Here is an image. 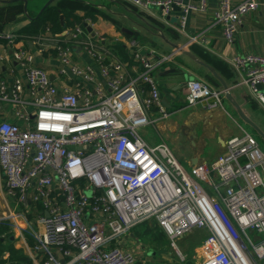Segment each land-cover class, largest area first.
Instances as JSON below:
<instances>
[{
	"label": "built area",
	"instance_id": "2783aa9c",
	"mask_svg": "<svg viewBox=\"0 0 264 264\" xmlns=\"http://www.w3.org/2000/svg\"><path fill=\"white\" fill-rule=\"evenodd\" d=\"M123 1L167 16L176 0ZM258 7V0H220L213 25L233 44ZM207 8L208 0H190L180 27ZM26 38L0 32V63L12 75L0 78V184L14 203L0 215V239L19 240L31 264H157L122 246L133 229L154 223L183 263L176 242L194 230L207 233L201 264L264 258V149L255 136L241 128L224 154L187 169L166 142L152 146L139 132L172 115L157 75L173 55H148L132 39L133 64L109 59L104 40L85 25L58 34L48 27L30 41L33 49ZM46 55L57 61L54 78L37 63ZM232 64L264 106V55L235 56ZM186 87L187 106L224 109L225 90L202 80Z\"/></svg>",
	"mask_w": 264,
	"mask_h": 264
},
{
	"label": "crops",
	"instance_id": "0c3cea01",
	"mask_svg": "<svg viewBox=\"0 0 264 264\" xmlns=\"http://www.w3.org/2000/svg\"><path fill=\"white\" fill-rule=\"evenodd\" d=\"M47 1L39 0L38 3H34L31 12L29 10L30 0H28V15L32 18L37 16ZM78 1L86 5V8H78V15H82L85 9L96 12V20L85 22L92 28V33L88 31V34L95 40L101 38L104 40V45L110 52L109 59L115 57L129 63V65L133 64L128 44L132 39L142 41L148 55H173L171 61L157 75L164 104L172 115L159 122L157 129L159 139L170 142L173 153L185 168L189 169L198 163L211 162L224 154L227 141L231 137L241 135V128L253 134L259 143L264 144V140L257 132L258 128L264 134V106L256 99L252 90L241 83L242 73L236 70L232 64L235 56L253 53L264 55V0H258V9L244 17L233 44H229L225 40L219 25H213L214 14L220 0H208L207 11L203 14L190 12L187 15L184 29L180 27L181 17L184 14L183 5L190 0H182L178 4L182 10L177 11L172 8L167 16H163L161 9L152 8L150 11H141L126 4L123 0ZM239 1L242 0H234V2ZM30 21L26 16L24 5V12L13 22H24L20 31H10L4 28L1 32L25 35L23 31ZM193 36H199V42H190V38ZM33 38L31 36L25 40L30 49H33L30 44ZM101 43L103 44L102 41ZM173 45L184 47L197 60L214 68L218 76L228 85L232 99L241 110L229 102L226 97L223 99L224 109L216 108L207 111L200 104L192 107L187 106L186 83L190 80H202L213 89H224L208 69L182 52L176 51ZM117 46L124 48L128 60L121 59ZM49 56L38 57L37 63L39 66L48 69L54 78L52 64L56 65L57 61L51 60ZM84 58L85 61H89L85 54ZM0 78L9 82L12 81V75H10L7 65L3 63H0ZM64 83L65 79L58 81L59 87L63 88ZM260 90L264 93V85ZM243 117L254 126L247 123ZM183 137L188 141L186 146L179 145V140ZM6 202H9L10 207L14 206L13 200L8 196ZM144 230L142 227L133 229L122 242L125 250L138 257L144 256H140L137 249L136 237L143 240L145 249L153 247L151 241H144V238L148 237L144 235ZM1 241L5 240L1 239ZM6 241L13 243L27 262L31 264L28 252L19 240L13 238V241ZM1 259L6 260L5 263H12L9 251L4 252ZM150 261L156 263V261Z\"/></svg>",
	"mask_w": 264,
	"mask_h": 264
},
{
	"label": "trees",
	"instance_id": "16d2710c",
	"mask_svg": "<svg viewBox=\"0 0 264 264\" xmlns=\"http://www.w3.org/2000/svg\"><path fill=\"white\" fill-rule=\"evenodd\" d=\"M0 7V32L3 31L5 25L13 23L17 20L18 16L24 12V4L22 1H16L11 3H1ZM86 8V5L81 3L78 0H56L53 4L48 6L43 13L36 18L34 17L28 23L27 28L23 31L24 37H35L39 34L45 32L46 28H50L52 33L58 34L63 31V26L61 25L60 16L63 15L65 27L68 29H73L76 25L83 26L87 20L94 21L97 18L96 12L90 9H85L82 15L77 14L78 8ZM118 52L122 60H128L125 50L122 46H117ZM142 228L145 229L147 223L142 224ZM149 229L150 233H153L154 238L161 236L166 238V235L161 231V229L156 225ZM155 231V232H154ZM0 232H5V228H0ZM147 235V233H144ZM5 241L0 239V264H4L6 260L1 259L4 252L9 251L10 260L12 262H18L21 264H30L27 262L26 258L22 256L19 249H17L13 243H10L6 240H9V236L4 238ZM188 264V263H187Z\"/></svg>",
	"mask_w": 264,
	"mask_h": 264
},
{
	"label": "rangeland",
	"instance_id": "374dc122",
	"mask_svg": "<svg viewBox=\"0 0 264 264\" xmlns=\"http://www.w3.org/2000/svg\"><path fill=\"white\" fill-rule=\"evenodd\" d=\"M39 0H30L29 4V10L31 11L33 9V4L38 3ZM45 5V4H44ZM43 5V6H44ZM2 4L0 3V7ZM32 12V11H31ZM24 22L21 23H10L6 24L5 28L6 30H15V31H20V28ZM19 34V33H18ZM140 41V40H139ZM142 43V41H141ZM157 125H149L145 127L139 128L140 134L143 136V138L152 146L157 145L163 141L164 139H159V134H158V129ZM249 129V128H248ZM251 131V130H250ZM257 136V135H256ZM258 138V136H257ZM169 147L172 149V146L169 141H165ZM188 141L186 138H182L179 140V145L180 146H186ZM261 147L264 149V144L260 142ZM173 150V149H172ZM178 159V158H177ZM5 189L2 184H0V215H2L8 207L9 202H6V194H5ZM5 196V197H4ZM150 223L145 227V233H147L148 236L144 238V241H151L153 247L150 249H145L143 246V240L139 237H136V246L137 249L140 252V256H144V258L156 261L157 264H201V256L199 252V247L202 243V241L206 238L207 233L205 230H194L186 234L184 237L180 238L177 240V246L180 249L181 253L183 256L187 259L186 262L180 261L178 254L172 249L170 245V241L168 238L166 239L165 237L162 238L161 236H157L154 238L153 233L149 232V229L153 226ZM143 225H140L139 227H142ZM162 231V230H161ZM155 232V231H154ZM155 241V242H153ZM258 264H264V258L263 259H257Z\"/></svg>",
	"mask_w": 264,
	"mask_h": 264
},
{
	"label": "water",
	"instance_id": "95a60500",
	"mask_svg": "<svg viewBox=\"0 0 264 264\" xmlns=\"http://www.w3.org/2000/svg\"><path fill=\"white\" fill-rule=\"evenodd\" d=\"M16 1H22V2L24 3V5H25V13H26V16L28 17L29 20H33L34 18L30 17V16L28 15V13H27V4H28V0H0L1 3H11V2H16ZM55 1H56V0H48V1L45 3V5L42 7V9L40 10V12L38 13V15L36 16V18L39 17V16L43 13V11H44L48 6H50L51 4H53ZM181 2H182V0H176L175 3L173 4V8H174L175 10H177V11H181V10H182L181 7L178 6V4H180ZM60 21H61V25L64 27L63 30H66L63 15L60 16ZM84 25L86 26L87 30H88L89 32L92 33V28H91L90 26H88L86 23H85ZM93 35H94V33H93ZM173 48L176 49V51H180V52H182L183 54H185L186 56H188L189 58H191L192 60H194V61H195L196 63H198L199 65H201V66L205 67L206 69H208V70L210 71V73H211V74H212V75H213V76H214V77H215V78L221 83L223 89L225 90V97H226V99H227L229 102L235 104V105L237 106V108L240 109V107L238 106V104H237L236 102H234V100L232 99L231 94H230V92H229V90H228V89H229L228 85L226 84V82H225L221 77L218 76V74L216 73V71L214 70V68H212L211 66L207 65V64L204 63V62H201V61L197 60V58H196L193 54H191L190 52L186 51V50L184 49V47H182V46L173 45ZM68 74H69L70 76H72V74H71L70 71H68ZM258 88L261 89L262 86L259 85ZM240 110H241V109H240ZM242 115H243V114H242ZM243 116H244V115H243ZM243 118L247 121V123L251 124V126H254V125H253L252 123H250L245 117H243ZM257 132L259 133V135H260V136L262 137V139L264 140V134H263L258 128H257ZM9 240H10V241H13V236H10Z\"/></svg>",
	"mask_w": 264,
	"mask_h": 264
}]
</instances>
